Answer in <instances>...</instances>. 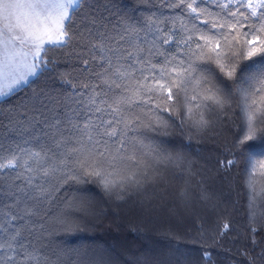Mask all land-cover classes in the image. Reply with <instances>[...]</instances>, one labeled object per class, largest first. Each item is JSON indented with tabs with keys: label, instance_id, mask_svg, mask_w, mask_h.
<instances>
[{
	"label": "snow or ice",
	"instance_id": "obj_1",
	"mask_svg": "<svg viewBox=\"0 0 264 264\" xmlns=\"http://www.w3.org/2000/svg\"><path fill=\"white\" fill-rule=\"evenodd\" d=\"M114 211L264 264V0H0V264H118L61 242Z\"/></svg>",
	"mask_w": 264,
	"mask_h": 264
},
{
	"label": "trees",
	"instance_id": "obj_2",
	"mask_svg": "<svg viewBox=\"0 0 264 264\" xmlns=\"http://www.w3.org/2000/svg\"><path fill=\"white\" fill-rule=\"evenodd\" d=\"M39 83L41 82L38 81L37 84ZM12 102H17V98L14 97ZM212 147L193 144L191 150L203 151ZM91 191L96 192L94 188ZM61 242L71 249L109 251L118 264H136L137 261L139 264H161L177 249L192 252L194 255L200 250L198 244L187 238L184 227L176 218L161 217L147 222L125 212L115 211L101 222H93L86 230L62 237ZM212 251L219 258L220 264H231L226 251Z\"/></svg>",
	"mask_w": 264,
	"mask_h": 264
}]
</instances>
